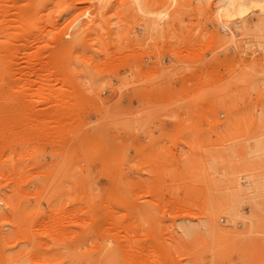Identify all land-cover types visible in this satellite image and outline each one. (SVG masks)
<instances>
[{
    "label": "rangeland",
    "instance_id": "374dc122",
    "mask_svg": "<svg viewBox=\"0 0 264 264\" xmlns=\"http://www.w3.org/2000/svg\"><path fill=\"white\" fill-rule=\"evenodd\" d=\"M228 3L0 0V264H264V0Z\"/></svg>",
    "mask_w": 264,
    "mask_h": 264
},
{
    "label": "bare ground",
    "instance_id": "6f19581e",
    "mask_svg": "<svg viewBox=\"0 0 264 264\" xmlns=\"http://www.w3.org/2000/svg\"><path fill=\"white\" fill-rule=\"evenodd\" d=\"M252 3L258 4L260 2L259 1H253ZM224 12H225L227 18L234 17V15H236V14H233V13H237V15H240V16L243 15L245 13V0H229V3L226 6Z\"/></svg>",
    "mask_w": 264,
    "mask_h": 264
}]
</instances>
